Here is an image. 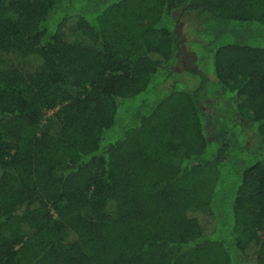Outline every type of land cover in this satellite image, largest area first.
Segmentation results:
<instances>
[{"label": "trees", "instance_id": "trees-1", "mask_svg": "<svg viewBox=\"0 0 264 264\" xmlns=\"http://www.w3.org/2000/svg\"><path fill=\"white\" fill-rule=\"evenodd\" d=\"M0 264H264V0H0Z\"/></svg>", "mask_w": 264, "mask_h": 264}, {"label": "rangeland", "instance_id": "rangeland-1", "mask_svg": "<svg viewBox=\"0 0 264 264\" xmlns=\"http://www.w3.org/2000/svg\"><path fill=\"white\" fill-rule=\"evenodd\" d=\"M172 16H173L174 19H176L178 21L177 30L180 33H182L183 31L185 32V31H187V29H189V27L187 28V26H188L187 25L188 24V22H187V20H188L187 18L188 17L187 16L180 17V15L177 12L173 13ZM179 17H180V19H179ZM257 36L262 38L261 33H257ZM188 38L190 39V36H188V34H185V35L181 34V40H182V43H183L181 49H182V52H183V55H184L183 56L184 57L183 58V63L186 64V65H188V64L191 65L193 63V61H194V57H193L192 52H195V51L193 49L194 46L191 43H188L189 45H187L185 43L186 39H188ZM259 43L260 44L262 43L261 39H259ZM193 65H195V62L193 63ZM183 79L184 80H188L185 77H183ZM190 83L192 85L193 82H190ZM2 236H3V234H2Z\"/></svg>", "mask_w": 264, "mask_h": 264}]
</instances>
